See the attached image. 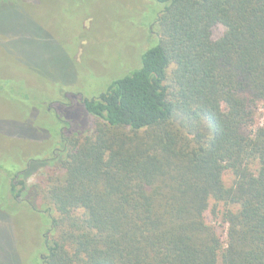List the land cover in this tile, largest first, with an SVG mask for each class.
<instances>
[{"label": "trees", "instance_id": "1", "mask_svg": "<svg viewBox=\"0 0 264 264\" xmlns=\"http://www.w3.org/2000/svg\"><path fill=\"white\" fill-rule=\"evenodd\" d=\"M151 2L152 27L137 26L157 44L96 95L8 86L39 113L81 99L88 121L79 132L55 109L64 151L8 190L51 220L43 264H264V0Z\"/></svg>", "mask_w": 264, "mask_h": 264}, {"label": "rangeland", "instance_id": "2", "mask_svg": "<svg viewBox=\"0 0 264 264\" xmlns=\"http://www.w3.org/2000/svg\"><path fill=\"white\" fill-rule=\"evenodd\" d=\"M150 3L151 0H0V264L44 263L51 220L43 216L40 208L18 202L8 189L31 158L34 163L29 165L35 168L41 165L39 161L64 151L62 136L69 129L54 119L55 109L79 132L88 123L81 99L76 98L72 107L53 105L48 109L51 104L46 103L39 113L40 105L19 99L8 86L46 101L59 95V100L65 101L68 92L96 95L115 72L119 73L121 66L117 62L126 61L129 67L138 62L139 68L142 55L157 44L158 41L147 42V30L137 26L152 27L158 4ZM224 32L223 25H216L213 39H219ZM126 69L124 66L121 72ZM263 122L261 105L257 124ZM50 123L65 133L52 137L55 130ZM46 173L40 168L28 183L42 181ZM224 180L230 185L232 175L226 173ZM208 220L216 223L210 212Z\"/></svg>", "mask_w": 264, "mask_h": 264}]
</instances>
